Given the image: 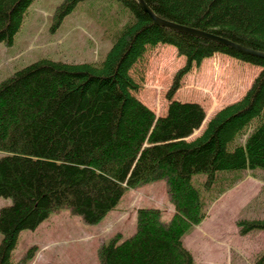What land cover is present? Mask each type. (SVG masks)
<instances>
[{
  "label": "trees",
  "instance_id": "trees-1",
  "mask_svg": "<svg viewBox=\"0 0 264 264\" xmlns=\"http://www.w3.org/2000/svg\"><path fill=\"white\" fill-rule=\"evenodd\" d=\"M34 0H0V42L11 45ZM82 0H63L58 27ZM131 19L106 57L94 62L41 58L0 83V264H27L35 247L12 258L20 233L35 230L52 213L69 209L90 224L103 220L129 189L165 180L174 213L137 208L135 232L117 233L99 250L100 264H194L184 236L206 218L205 190L264 169V57L160 25L137 0H118ZM160 17L202 29L264 52V0H145ZM171 44L186 57L158 115L135 95L131 74L148 46ZM224 53L261 67L240 99L207 112L196 101L174 98L194 64ZM216 187V186H215ZM224 190V189H223ZM222 191V189L218 190ZM241 234L264 230V218H241ZM252 264H264V249Z\"/></svg>",
  "mask_w": 264,
  "mask_h": 264
},
{
  "label": "rangeland",
  "instance_id": "rangeland-1",
  "mask_svg": "<svg viewBox=\"0 0 264 264\" xmlns=\"http://www.w3.org/2000/svg\"><path fill=\"white\" fill-rule=\"evenodd\" d=\"M63 0H34L11 45L0 42V83L41 58L65 62L104 59L130 21L131 11L118 0H82L53 29V15ZM186 63L171 44L148 46L131 74L140 84L135 95L158 115L166 111L169 90L176 71ZM261 67L224 53H216L195 65L181 80L174 98L201 103L207 117L190 138L200 135L209 119L222 107L244 96ZM1 155V152H0ZM235 183L227 181L210 190L203 188L206 173H196L192 182L201 188L207 215L184 236L194 264H252L264 249V230L241 234V218H264V169L244 170ZM222 189V191H218ZM224 189V190H223ZM11 198L0 197V208ZM157 207L169 221L174 205L165 180L151 181L129 189L120 204L96 224L85 222L69 209L52 213L35 230H23L13 251L20 260L35 247L27 264H100L98 250L117 233L131 236L137 227V208ZM2 235L0 234V240Z\"/></svg>",
  "mask_w": 264,
  "mask_h": 264
},
{
  "label": "water",
  "instance_id": "water-1",
  "mask_svg": "<svg viewBox=\"0 0 264 264\" xmlns=\"http://www.w3.org/2000/svg\"><path fill=\"white\" fill-rule=\"evenodd\" d=\"M138 3L141 5V7L147 11L151 17L154 19V21L160 25L166 26L168 28L174 29V30H178L181 32H185V33H190L196 36H200V37H204L206 39H210V40H214L217 41L219 43H223L233 49L242 51V52H246L252 55H256V56H260V57H264V52L260 51V50H256V49H252L250 47L244 46L238 42H235L231 39H228L226 37L220 36L218 34L215 33H211L202 29H198V28H194V27H190L187 25H183V24H179L176 23L174 21H170L167 20L165 18H162L160 16H158L148 5V3H146L145 0H137Z\"/></svg>",
  "mask_w": 264,
  "mask_h": 264
},
{
  "label": "crops",
  "instance_id": "crops-1",
  "mask_svg": "<svg viewBox=\"0 0 264 264\" xmlns=\"http://www.w3.org/2000/svg\"><path fill=\"white\" fill-rule=\"evenodd\" d=\"M167 109H168V106L166 107V111H165L163 114H165V113L167 112ZM163 114H162V115H163ZM203 124H204V123H203ZM190 137H191V136H190Z\"/></svg>",
  "mask_w": 264,
  "mask_h": 264
}]
</instances>
